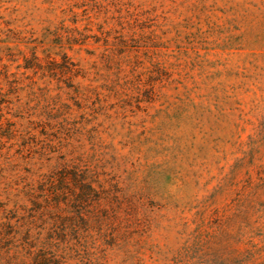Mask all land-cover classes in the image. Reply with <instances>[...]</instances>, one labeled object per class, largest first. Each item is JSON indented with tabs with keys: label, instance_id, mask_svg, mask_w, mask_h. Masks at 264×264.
Masks as SVG:
<instances>
[{
	"label": "rangeland",
	"instance_id": "1",
	"mask_svg": "<svg viewBox=\"0 0 264 264\" xmlns=\"http://www.w3.org/2000/svg\"><path fill=\"white\" fill-rule=\"evenodd\" d=\"M47 48L100 93L71 140L107 189L77 206L103 219L86 264H264V0H0V69ZM22 143L0 136V189Z\"/></svg>",
	"mask_w": 264,
	"mask_h": 264
},
{
	"label": "trees",
	"instance_id": "2",
	"mask_svg": "<svg viewBox=\"0 0 264 264\" xmlns=\"http://www.w3.org/2000/svg\"><path fill=\"white\" fill-rule=\"evenodd\" d=\"M43 52L44 64L33 52L19 75L8 73L5 65L0 69V100L21 91L27 97L12 115L20 119L19 127L7 119L0 136L41 142L29 157L22 156L23 164H8L12 179L1 183V203L10 206L0 221V264H86L88 243L101 235L103 219L98 228L77 206H102L105 181L80 152L83 144L71 142L79 133L77 124L87 120L84 115L97 109L100 93L98 87L72 83L76 64L65 53L56 61L48 48Z\"/></svg>",
	"mask_w": 264,
	"mask_h": 264
}]
</instances>
